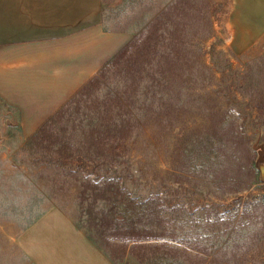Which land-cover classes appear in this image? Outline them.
Wrapping results in <instances>:
<instances>
[{"label": "rangeland", "instance_id": "1", "mask_svg": "<svg viewBox=\"0 0 264 264\" xmlns=\"http://www.w3.org/2000/svg\"><path fill=\"white\" fill-rule=\"evenodd\" d=\"M101 2L102 26L130 35L123 56L110 58L29 136L0 100V264H51L50 229L60 215L108 259L89 235L102 243L110 227L135 221L145 246L132 254L131 242L107 238L112 264H264V175L255 165L264 167V34L234 49L232 0ZM117 96L154 99L145 105L161 114L122 149L141 168L133 173L144 184L139 192L158 188L157 216L109 188V199L82 192L86 170L96 169L82 156L100 143L88 140L89 124ZM39 225L46 226L34 232L30 254L19 237Z\"/></svg>", "mask_w": 264, "mask_h": 264}, {"label": "crops", "instance_id": "2", "mask_svg": "<svg viewBox=\"0 0 264 264\" xmlns=\"http://www.w3.org/2000/svg\"><path fill=\"white\" fill-rule=\"evenodd\" d=\"M101 14V0H0V100L16 109L22 136L34 132L130 39L105 29ZM228 14L234 49L264 34V0H232ZM59 217L61 224L50 229L51 264H112L82 232L68 229V218ZM45 226H32L19 237L30 254L34 232ZM82 253L85 261L78 260Z\"/></svg>", "mask_w": 264, "mask_h": 264}, {"label": "trees", "instance_id": "3", "mask_svg": "<svg viewBox=\"0 0 264 264\" xmlns=\"http://www.w3.org/2000/svg\"><path fill=\"white\" fill-rule=\"evenodd\" d=\"M125 50L126 48L121 49L111 59L115 60L118 56H123L125 54ZM213 52L214 48L212 47L211 53ZM219 53H221L224 58L223 52L220 51ZM223 58L222 61H224ZM225 68L228 69L229 67ZM220 71L223 70L220 69ZM165 79L163 78L162 80ZM157 99L160 100L161 97H158ZM146 100H148L146 99V97L141 98V96H139L136 99L129 101V99L124 98L123 96H117L109 101L111 102V107L109 109H106L104 107V109L102 110H97V112H99L95 115L97 120H95L94 124H89L90 128L88 130L90 131V134L88 136V140H90L92 144L95 142L100 143L98 146L95 144V146L93 147V152H90V144L87 152L93 154L82 156L83 160L95 163L96 169L93 170L94 172L91 171L93 173L89 172V170H86L87 175H83L84 185L82 188V192L86 193L88 189L92 192L97 189L98 191H101L100 198L109 199L108 196H105L106 188H109L112 194H118L120 192L125 194L128 201L131 202V206H133V208L136 207L137 210H142V214L144 213V210L146 211L147 208H150L152 210V214L157 216L159 214L158 211L161 208L158 188H155L153 186L154 189L150 190V192L146 191L140 193L139 190L142 189V187L140 186V184H142L141 177L139 176V174L136 175L133 173H136L141 168H134L136 160L132 159L129 154H127V157L124 156L125 152H122V149L125 147L126 143L134 142L136 137L139 136L138 133H142L143 128L147 123H150L154 126L159 123L161 114L153 112L150 105H145ZM135 102L139 103L135 105ZM148 102L153 104L155 100H148ZM135 129L139 131H135ZM110 131H114V134L110 135ZM86 136L87 135H84V140ZM97 136V141L93 140V137ZM63 145L69 148L67 152L73 149L72 145L70 144ZM59 164L64 170H76V167L73 166V163L71 161H61L59 162ZM85 169L86 168H84V170ZM99 170H102V173H98ZM122 172L126 173L128 178H122ZM92 175L94 176L92 177L94 179L91 178ZM142 186H144V184H142ZM114 196H116L117 198V195ZM122 219H124V217H122ZM112 221L110 219L109 223H111ZM131 222L132 223H128L127 225L122 224L121 226L110 227L113 232L111 234H105L104 236L102 235V243H97V237L95 238L89 235V239L96 243L98 247L103 249L112 262L117 263L115 258L112 257V254H109L108 250L104 249L103 243L104 240H107V238L109 240L113 239L114 241L123 239L126 241V244L131 242L130 248H132V254L135 253L133 252V249L135 247L137 248L140 246H145L144 242L139 241L147 239L144 238L147 236V234H141L142 232L136 226L135 221ZM118 228L120 229L118 230ZM137 257H139L138 260L140 262L143 260L139 254H137Z\"/></svg>", "mask_w": 264, "mask_h": 264}, {"label": "water", "instance_id": "4", "mask_svg": "<svg viewBox=\"0 0 264 264\" xmlns=\"http://www.w3.org/2000/svg\"><path fill=\"white\" fill-rule=\"evenodd\" d=\"M257 168L260 169V179L262 180L263 179V175H264V167H260L258 165V163L255 164Z\"/></svg>", "mask_w": 264, "mask_h": 264}]
</instances>
